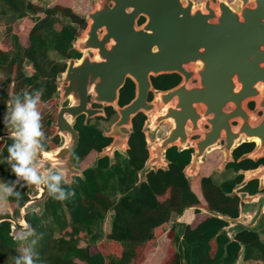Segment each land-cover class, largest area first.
Returning a JSON list of instances; mask_svg holds the SVG:
<instances>
[{
  "label": "water",
  "instance_id": "water-1",
  "mask_svg": "<svg viewBox=\"0 0 264 264\" xmlns=\"http://www.w3.org/2000/svg\"><path fill=\"white\" fill-rule=\"evenodd\" d=\"M184 1L90 0L93 10L85 17L86 28L72 43L81 58L66 60V70L56 82L60 108L52 127L60 143L53 150L38 148L32 162L38 176L63 175L62 182L68 187H72L73 177L84 178L74 166L80 139L74 125L79 116L86 117V124L95 117L106 116L104 110L93 109V104L111 107L120 117L107 135L114 142L97 155L95 162L106 155L112 157L115 150L126 154L130 133L122 129L132 132V120L139 113L151 116L152 106L147 102L152 90L151 77L173 73L187 76L189 65L195 67L192 73L204 77H183L178 89L159 94L164 113L156 112L145 131L152 130L153 134H149L152 141L163 122H169L171 129L167 137L148 146L150 157L140 178L145 181L153 171L168 170L166 152L175 146L180 150L187 148L191 133L201 132L203 137L193 144L194 154L184 169L188 181L199 176L201 165L213 149H220L224 156L219 172L234 163L233 152L242 143L257 141V148L244 155L241 162H256L264 157V118L253 126L254 116L246 109L249 99L260 100V107L264 108V0H235L233 5L219 0L216 7L206 1L201 8H196L191 0ZM141 17L147 22L138 28ZM196 78L199 84L190 88L189 82ZM127 80L136 85V97L120 108V92ZM66 102L68 105L63 106ZM204 122L210 131L200 129ZM236 122L239 125L233 128ZM13 132L10 126L0 135V142L15 140ZM23 182L28 185L29 200L19 207L16 220L0 219V224L9 222L12 236L18 230L24 234L23 238H28L32 230L26 215L37 208L40 215L44 213L48 192L47 183L37 185L18 178L8 199ZM252 182H258L264 189L263 166L246 172L232 196ZM237 197L241 212L255 214L253 222L204 210L232 224L235 235L254 231L264 218V192H244Z\"/></svg>",
  "mask_w": 264,
  "mask_h": 264
},
{
  "label": "trees",
  "instance_id": "trees-1",
  "mask_svg": "<svg viewBox=\"0 0 264 264\" xmlns=\"http://www.w3.org/2000/svg\"><path fill=\"white\" fill-rule=\"evenodd\" d=\"M86 1L72 4L69 0H58L45 9L27 0H0V16H9L12 22L25 20L24 32L9 28L6 42L0 47V135L10 126L6 117L14 97L19 95L23 99L27 93L35 98L43 90L37 107L41 114V143L48 142L57 111L53 99L56 82L66 67L51 60L48 54L54 52L63 59L76 56L72 43L86 28L85 20L79 16L84 13ZM9 39L11 46L5 48ZM26 65L33 68L32 76L25 74ZM136 131L138 135L139 129ZM80 137L81 144L75 153L77 165L101 139L92 129H82ZM13 144L14 140L0 142V185L11 189L20 178L13 173L16 163L8 151ZM251 149L242 147L236 157ZM130 156L138 158L139 152ZM173 160L168 170L149 173L139 185L136 172L142 162L120 173L121 196L116 202L107 193L109 188H115V174L104 175L101 167L84 172L86 180H78L73 187L61 182L64 200H58L60 194L56 192L57 196L51 195L45 205L43 214L50 216L51 221L33 213L26 215L33 233L27 255H31L33 264H236L240 257L246 262L264 264V243L257 232H238L230 239L223 231L227 222L201 213L206 210L238 218L239 199L227 194L241 176L221 186L204 177L195 190L183 174L188 157ZM247 164L251 161L233 163L230 167L237 171ZM25 190L26 183H21L9 198L13 213L27 200ZM188 208H195V220L179 232L175 220ZM63 209L69 215L68 223L62 220ZM109 212H113V217L110 233L106 234L102 227ZM1 218L8 215L0 214ZM57 231L59 237H55ZM11 234L12 225L1 223L0 264H16L17 260L23 264L24 256L18 250L20 243Z\"/></svg>",
  "mask_w": 264,
  "mask_h": 264
},
{
  "label": "flooded vegetation",
  "instance_id": "flooded-vegetation-1",
  "mask_svg": "<svg viewBox=\"0 0 264 264\" xmlns=\"http://www.w3.org/2000/svg\"><path fill=\"white\" fill-rule=\"evenodd\" d=\"M191 1L194 3L196 8L203 7V5L206 1H209L213 7H216L218 4V0H201L200 3H197V0H191ZM184 2H185L184 0H181V3H184ZM146 22H147V20H145L144 18L141 17L137 23V27L138 28L142 27ZM80 58H81V54L76 52V56L72 57L71 59L79 60ZM66 60H69V59H63L62 62H60V63L65 64V66L67 67ZM66 67H65V70H66ZM65 70H64V72H65ZM194 70H195V67L193 65H189L187 67V71L190 73L187 76L181 75L178 73H173V74H163V75L151 77L152 90H150L148 92V96H147V102L150 106H152L151 116L145 115L143 113H139L132 120V124H133L132 132H129L126 129H122V131L124 133H130V139L128 142L129 148L125 149L126 154L121 153L119 150H115V151H113L112 157H110L109 155H106L104 158L95 162L97 155L99 153H103L106 149L111 147L112 143L114 142L113 138L107 137V135H109L112 132L113 126L120 119L118 113H116L113 108L103 107L102 105L93 104V106H92L93 109L104 110L106 116L105 117H95V118L89 120L87 122V124L85 122L86 117L84 115L79 116L76 119L75 125H74V129L78 132L79 137H80L82 129H92V131H96L97 133H99L101 135V139H99V144L92 146V149L88 150V152L84 156H82L78 165L76 164V161H75V153L77 150L74 153V166L82 172L83 177H84V172L97 171L101 167L102 168V171H101L102 174H104V175H109L111 173L115 174L113 183L115 184V186H117L118 185V176H117L118 173H115L116 170L120 171V173H121V171L123 169H126V167H129V169H130V168H132L133 164L138 165L142 162L141 169L136 172V185L141 184L139 174L143 170L147 160L150 157V152H149L148 146L152 145L154 142L159 141L162 138L167 137L168 132L171 129V125L169 122H163L161 124V126L159 127V129L154 133L155 139L152 141L150 140V137H149L150 133L153 134L152 130L149 133L145 131L146 124L150 123L151 117L154 116V114H156V112L164 113V105L161 104L162 102H159L160 101V99L158 98L159 94L166 93V92H169V91L174 90V89H178V87L180 85H182L184 82L183 77H204L201 74L198 75V74L192 73ZM198 84H199V80L197 78L193 79L192 81L189 82L190 88H192L194 86L196 87ZM125 88H127L126 89V95L123 94V90ZM135 97H136V85L131 80H127L125 83V86L123 87V89L120 92V98H119V102H118L119 107L122 108V107L130 104L135 99ZM59 98H60V96H58L57 88H56V92L53 96V99L56 100L57 111H56L55 120L51 123V127H52V124L56 121L57 113H58V110L60 108L59 102H58ZM67 105H68V102H66L63 106H67ZM246 109H247L249 114L254 116V120L252 122L253 126H256L257 124L261 123V121L264 118V108L260 107V100L249 99L248 103L246 104ZM228 110H230V108ZM199 111L202 113L203 107H200ZM105 125L109 126L107 131H105V129H103ZM238 125H239L238 122L233 123V128H237ZM186 128H188V130H189L191 128L190 124H188V126H186ZM52 129H53V133L48 137V142H45L46 144L41 143V141H42L41 137L39 139L40 148L43 150H53L60 143V139L58 137L54 136L55 130L53 127H52ZM136 129H139L138 135H137ZM200 129H202L203 131H206V132L211 130V128L209 127V125L206 122L201 124ZM134 135H136V136L134 137ZM202 137H203V135L201 132L191 133V134H189L188 139H187L188 140L187 148H185L184 150H180L178 146H175V147L169 149L165 154V159L167 161L168 169L173 164V161H174L173 159L175 157L184 158L187 156L188 157V164L184 167V169H185L190 164V161L192 159V155L194 154L193 144L200 141L202 139ZM80 144H81V139H79V146H80ZM222 145H223V143L221 142V146ZM79 146H78V148H79ZM245 146H251L252 149L250 151L245 152V153L241 154L240 156L236 157L239 150ZM133 148H137V151L139 152L138 158H134V159L131 158L130 153H132ZM256 148H257L256 142L242 143L233 152L234 163H240L239 160L244 155L252 153ZM215 152H218L219 157H220V161L217 165L222 163V161L224 159L223 153L220 151V149H213L208 153V155L206 157V161H205V165H204L205 167L208 166L210 168L213 165L212 161L215 159L216 156L213 158H212V156L215 154ZM210 156L212 159L210 158ZM252 163L256 166L252 167ZM231 164H233V163H231ZM217 165H214L213 170L216 169ZM121 166H122V168H121ZM261 166L264 167V157L258 159L256 162L251 161V164H247L245 166V169H239L237 171H235L233 168H231L230 164H229L226 167V170H231L235 176L232 179H229L230 181H227V182L235 181L238 177L241 176V180L239 182L235 183V185H234V188H235L243 180V175H237V174H239L240 172H248L249 173V171L255 170ZM184 169H183V172H184ZM52 175H58V174L53 173ZM84 179H85V177L83 179L80 177H73L72 178V187L74 186V184L77 183L78 180L85 181L86 179L85 180ZM23 183H26V182H23ZM27 186L28 185L26 183V190H27ZM45 186H46V190L48 192V196H47V199L45 202V205H46L49 197L51 195L56 197L57 194H56V192L50 193L48 190V185L46 184ZM260 187H261V184H259L258 182H252V183L248 184L242 190L238 191V193L246 192L249 194H256V193L264 192V189L261 190ZM26 190H25V194H26ZM107 193L109 195H111L110 188L107 190ZM113 193H115V192H113ZM26 197H27V200L23 203V205L29 200V197L27 196V194H26ZM40 213H41L40 209L37 208V211H35L33 214H35L39 218V217H41ZM14 217H15V215L12 214L11 218H14ZM238 218H239V216H238Z\"/></svg>",
  "mask_w": 264,
  "mask_h": 264
},
{
  "label": "clouds",
  "instance_id": "clouds-1",
  "mask_svg": "<svg viewBox=\"0 0 264 264\" xmlns=\"http://www.w3.org/2000/svg\"><path fill=\"white\" fill-rule=\"evenodd\" d=\"M42 92L43 90L37 92L35 98L27 93H24L23 99L17 95L11 102V111L6 120L14 129L13 136L15 140L8 151L10 159L16 162L13 173L17 177L37 185L47 183L49 192H59L60 195L57 199L63 201L65 195L59 187L63 175L38 176L32 164L33 158L40 147L39 139L43 135L41 131V114L37 107ZM0 187L3 188L5 195L11 194V188L3 185H0ZM70 195H74V193H70ZM28 235L30 236L32 233L29 232ZM16 264H21V261L17 260ZM23 264H33L31 255L23 257Z\"/></svg>",
  "mask_w": 264,
  "mask_h": 264
},
{
  "label": "rangeland",
  "instance_id": "rangeland-1",
  "mask_svg": "<svg viewBox=\"0 0 264 264\" xmlns=\"http://www.w3.org/2000/svg\"><path fill=\"white\" fill-rule=\"evenodd\" d=\"M37 1V5H46L47 3H48V1L49 0H36ZM219 1V0H218ZM201 2V0H197V3H200ZM227 2L229 3V4H235V0H227ZM86 3V6L84 7V14H86V11H92L93 10V6H92V4L89 2V1H86L85 2ZM90 3V4H89ZM88 5V6H87ZM87 12V13H88ZM86 16V15H85ZM12 27H15L18 31H19V33L21 34L22 32H24V31H22V28L24 27V29H25V21L24 20H17V21H15V22H12L11 21V19H10V17L9 16H0V43L2 42L3 44L1 45V46H4V43L6 42V37H7V35H6V33H7V31H8V29L9 28H12ZM6 47L5 48H9V46H11V39H9L8 41H7V43H6ZM0 46V47H1ZM48 56H49V58L51 59V60H53V61H56V59H57V62H62V60L60 59V58H58L55 54H53V52H50L49 54H48ZM25 74L27 75V76H29V75H33L34 74V70H33V68L30 66V65H26V67H25ZM109 128V126H107V125H105L104 126V128L103 129H105V131H107V129ZM137 152V148H133V151H132V153L131 154H133V153H136ZM216 156V157H215ZM213 157H215V159L212 161V164H213V166L215 165V164H217L219 161H220V157H219V153L218 152H215V154L212 156V158ZM210 158H211V156H210ZM211 158V159H212ZM124 163V162H123ZM125 164V163H124ZM204 165L205 164H202L201 165V171H200V173L202 172V174L204 173V170L206 169V171H207V168L206 167H204ZM121 168H122V166H121ZM128 168L129 167H126V169H123L122 171H121V173H123V172H126L127 170H128ZM83 169V168H82ZM208 169H209V167H208ZM205 171V172H206ZM115 173H118V179L120 178V171H115ZM201 178H199L198 180H194L193 182H192V188L193 189H195V190H197V187H199V180H200ZM114 185V190H112V189H110V191H111V195L113 196L112 197V200L114 201V202H116L117 200H118V198H120V196H121V192L119 191V188H120V184L118 183V185L117 186H115V184H113ZM113 192H115V193H113ZM114 194V195H113ZM5 194H4V192H3V188L2 187H0V213H2L3 212V210H6L7 209V207H5L4 209H3V206H4V204H5ZM2 211V212H1ZM247 217L245 218V220H248V218H249V220H251V219H253V215L252 214H249V215H246ZM42 219L43 220H45L46 222H48V221H51V217L50 216H45V214H43L42 216ZM61 217H62V220L64 221V222H66V223H68L69 222V220H70V218H69V215H68V213L63 209L62 211H61ZM14 219L16 220L17 218L16 217H14ZM110 219H112V214H110L109 216H108V218L106 219V221H109L110 222ZM109 229V228H108ZM260 231V234L261 233H263L264 234V225H263V228L261 227V230H259ZM32 235H33V233H32ZM32 235L30 236V237H28V238H23V236H24V234L21 232V231H16L15 233H14V237L15 238H23V239H21V240H19V246H18V250H19V252H20V254L21 255H23V256H26L27 255V249L32 245V243H33V237H32ZM60 236V232L59 231H57L56 233H55V237H59Z\"/></svg>",
  "mask_w": 264,
  "mask_h": 264
},
{
  "label": "crops",
  "instance_id": "crops-1",
  "mask_svg": "<svg viewBox=\"0 0 264 264\" xmlns=\"http://www.w3.org/2000/svg\"><path fill=\"white\" fill-rule=\"evenodd\" d=\"M28 2H30V3H32L33 5H35V6H37V7H40V8H47L50 4H52V3H54V2H56V1H58V0H49L48 1V3L44 6V5H37V1L36 0H27ZM72 4L73 3H75L76 1H78V0H69ZM80 1V0H79ZM87 1H89L90 2V0H87ZM84 2H82V4H83ZM91 3V2H90ZM89 3V4H90ZM84 5V4H83ZM86 6V4L84 5V7ZM88 6V5H87ZM87 12L88 11H86V14H82V13H80L79 14V16L81 17V18H83L84 20H85V15H87ZM25 21V20H24ZM66 24H68V22L66 21L65 22ZM25 29H24V27L22 28V31H24ZM77 31H79V29L77 28ZM82 32V31H81ZM81 32H80V34H81ZM6 35H7V33H6ZM3 42V41H2ZM0 43V46L3 44V43ZM74 42V41H73ZM50 53V52H49ZM53 54H55L54 52H53ZM58 58H60L61 60H63V58H61L60 56H58L57 54H55ZM55 62H57V59H56V61ZM29 76H32V75H29ZM10 129V126H9V128L6 130V131H8ZM5 131V132H6ZM97 158V157H96ZM241 160V159H240ZM239 160V162H241ZM219 163V162H218ZM217 163V164H218ZM205 164V163H204ZM217 164H215V165H217ZM221 165V163L219 164V165H217L216 166V169L215 170H213V165L208 169V166H206V168H207V171H206V169L204 170V173L202 174V172L199 174V176L197 177V178H195V179H193V180H190L189 181V183L192 185V182L194 181V180H198L199 178H204V177H209L211 180H212V182L216 185V186H221L222 184H224L225 182H227V181H230L229 179H232L235 175H234V173L231 171V170H224V171H222V172H219L218 171V167ZM205 167V166H204ZM200 171H201V168H200ZM206 171V172H205ZM245 173L246 172H240L239 174H237V175H245ZM139 176H140V174H139ZM200 179V180H201ZM200 180H199V183H200ZM140 181H141V183H143V182H145V181H143L141 178H140ZM120 191V190H119ZM239 194H241V193H238V192H236L235 193V195L236 196H239ZM228 196H230V197H233L232 195H233V191H232V193H230V194H227ZM8 195H6L5 196V204H4V206H3V209L5 208V207H7V209L6 210H3V212L2 213H0V214H7L8 215V218H11V215L12 214H14L15 215V217H16V213H13V211L11 210V206H10V203H9V199H8V197H7ZM11 197V196H10ZM199 210H201V209H199ZM201 213H203V214H205V215H209V214H207V213H205V211L204 210H201ZM110 214H112V217H113V212H109L108 213V215H107V217H106V219L108 218V216L110 215ZM249 214H252L254 217H253V219H251V220H249V218H248V220H245V218L247 217L246 215H249ZM43 215V214H42ZM41 215V216H42ZM210 216V215H209ZM254 218H255V214H253V213H243V212H241L240 210H239V220H241V221H243V222H245V223H251V222H253V220H254ZM2 219V218H1ZM12 219H14V218H12ZM194 220H195V208H188V209H186L184 212H183V214L180 216L179 215V217H177L176 218V223H177V225H178V231L180 232V231H182L183 230V228L185 227V226H187V225H191L193 222H194ZM111 221H112V219H110V222L109 221H106L105 220V222L103 223V227H102V230H103V232L104 233H106V234H109L110 233V223H111ZM263 225H264V218L261 220V222H260V224L256 227V229L254 230L255 232H257V234L259 235V238H260V240H261V243H264V234L263 233H261L260 234V231L259 230H261V227L263 228ZM233 225L232 224H230V223H228V226L223 230L226 234H227V236L230 238V239H233L234 238V236H235V232L233 231ZM109 228V229H108ZM236 264H257V263H254V262H246V261H244L243 260V258L242 257H240L239 258V260L237 261V263Z\"/></svg>",
  "mask_w": 264,
  "mask_h": 264
},
{
  "label": "bare ground",
  "instance_id": "bare-ground-1",
  "mask_svg": "<svg viewBox=\"0 0 264 264\" xmlns=\"http://www.w3.org/2000/svg\"><path fill=\"white\" fill-rule=\"evenodd\" d=\"M257 142V141H256Z\"/></svg>",
  "mask_w": 264,
  "mask_h": 264
}]
</instances>
